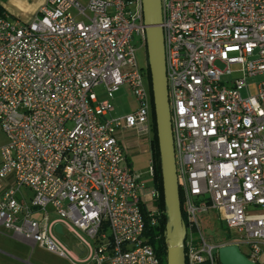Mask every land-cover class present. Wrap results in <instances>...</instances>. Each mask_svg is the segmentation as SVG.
Wrapping results in <instances>:
<instances>
[{
	"label": "built area",
	"instance_id": "built-area-1",
	"mask_svg": "<svg viewBox=\"0 0 264 264\" xmlns=\"http://www.w3.org/2000/svg\"><path fill=\"white\" fill-rule=\"evenodd\" d=\"M160 1L185 263L220 264L218 248L235 244L264 264V0ZM146 28L143 0H46L29 22L0 9V229L11 237L83 264H162L147 232L166 214L155 161L148 185L116 138L152 131L148 56L140 66L133 44L146 47ZM100 84L127 85L137 107L110 116ZM211 209L232 237L204 235ZM63 222L87 235L71 229L82 258L59 242Z\"/></svg>",
	"mask_w": 264,
	"mask_h": 264
},
{
	"label": "water",
	"instance_id": "water-1",
	"mask_svg": "<svg viewBox=\"0 0 264 264\" xmlns=\"http://www.w3.org/2000/svg\"><path fill=\"white\" fill-rule=\"evenodd\" d=\"M144 24L147 26V56L151 78L156 135L159 146L163 196L166 209V264H186L184 238L186 228L182 219L178 188L176 159L173 143L169 93L166 76L162 9L160 0H143ZM62 233V224L55 225ZM220 264H257L251 261L235 244L222 245L217 250Z\"/></svg>",
	"mask_w": 264,
	"mask_h": 264
},
{
	"label": "rangeland",
	"instance_id": "rangeland-1",
	"mask_svg": "<svg viewBox=\"0 0 264 264\" xmlns=\"http://www.w3.org/2000/svg\"><path fill=\"white\" fill-rule=\"evenodd\" d=\"M5 1L6 0H0V7L1 4L5 3ZM28 1L34 2V0ZM17 2L19 3V1ZM29 2L24 4L25 9L22 12H14V9L10 7V10L13 11V13H11V11L10 14L21 21L29 22L35 15V13L31 12L32 6L29 4ZM131 9L133 13H135L137 11L136 4L131 6ZM133 44L137 48L135 52L137 62L140 66H145L147 64L146 47L140 45V41L136 35L134 36ZM261 78V75H256L247 79L248 83L251 84V92L254 91V86L258 81L261 80ZM95 91L99 99L107 97L111 98L115 109L110 116L119 117L131 112L137 107V102L134 96L131 94L128 86L125 84L121 85L119 90L112 92L111 94H108L104 91L102 84L95 87ZM241 92L242 95L246 96L248 91L247 89H243ZM3 141H5V138L2 134H0V145L3 143ZM146 161L147 159L145 158V165ZM143 180L148 185H151V178L148 176V174ZM26 191L30 195V192L27 189ZM48 213L50 219L57 217V214L54 212V209H52L51 206L48 208ZM36 217L39 218L40 216L36 215ZM200 218L202 231L210 242L219 243L233 236V230L229 228L223 220L220 219L217 209H211L202 213ZM78 234L82 238L87 239V235L84 232L78 231ZM57 237L61 245H63L67 250L74 251L81 258L84 256L80 254V251L76 246L77 241H79V238L76 234L65 229L64 234L58 233ZM0 264H83V262L76 259L72 255H70V258H66L55 252L47 250L38 244L32 246L24 241L15 239L11 237V233H8L7 230L2 228L0 229Z\"/></svg>",
	"mask_w": 264,
	"mask_h": 264
},
{
	"label": "crops",
	"instance_id": "crops-1",
	"mask_svg": "<svg viewBox=\"0 0 264 264\" xmlns=\"http://www.w3.org/2000/svg\"><path fill=\"white\" fill-rule=\"evenodd\" d=\"M17 1H19V3ZM45 1L46 0H34V2H29L28 0H6L4 4H1V8L7 11L9 14L12 11L10 10V7L14 9V12L15 11L22 12L25 9L24 4L29 2V4L32 6L31 12L36 13L39 7ZM11 13H13V11ZM152 136H153L152 131L148 134H142L139 130L135 128H121L116 133V138L118 142L121 144V146L124 148L129 163L131 165V168L135 171L140 172L142 174L143 179L147 175L148 162L152 156ZM145 158L147 159L146 165L144 162ZM65 229L69 232H72L71 229H74L75 231L78 232L76 228H72L63 222L62 223L63 234ZM76 244L78 246V244L81 243L80 241H77Z\"/></svg>",
	"mask_w": 264,
	"mask_h": 264
},
{
	"label": "trees",
	"instance_id": "trees-1",
	"mask_svg": "<svg viewBox=\"0 0 264 264\" xmlns=\"http://www.w3.org/2000/svg\"><path fill=\"white\" fill-rule=\"evenodd\" d=\"M1 9V7H0ZM148 72V82L150 85V94L152 97L151 91V78H150V70L149 66L147 67ZM151 130H152V156L155 161V177L157 187L161 193V206L165 208L164 196H163V180H162V170H161V160L159 153L158 140L156 135V124H155V114H154V105L152 99V118H151ZM183 214V212H182ZM167 216L164 214L163 218L160 221V225L154 228L150 227L147 229V232L151 235L150 242L153 244L154 249L157 254L161 257L162 264H166V244H165V229H166Z\"/></svg>",
	"mask_w": 264,
	"mask_h": 264
}]
</instances>
